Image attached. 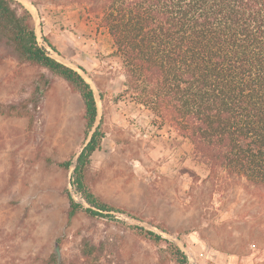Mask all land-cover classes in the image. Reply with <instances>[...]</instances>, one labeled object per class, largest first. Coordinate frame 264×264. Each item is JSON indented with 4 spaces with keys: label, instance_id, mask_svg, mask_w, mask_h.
I'll return each instance as SVG.
<instances>
[{
    "label": "rangeland",
    "instance_id": "obj_1",
    "mask_svg": "<svg viewBox=\"0 0 264 264\" xmlns=\"http://www.w3.org/2000/svg\"><path fill=\"white\" fill-rule=\"evenodd\" d=\"M18 1L37 41L93 90L105 136L90 189L111 209L68 215L69 196L88 207L69 182L91 134L79 94L0 50V264H179L173 246L186 264H264V190L211 174L188 139L132 99L109 34L82 6Z\"/></svg>",
    "mask_w": 264,
    "mask_h": 264
},
{
    "label": "trees",
    "instance_id": "obj_2",
    "mask_svg": "<svg viewBox=\"0 0 264 264\" xmlns=\"http://www.w3.org/2000/svg\"><path fill=\"white\" fill-rule=\"evenodd\" d=\"M53 2L79 4L107 31L123 63L126 92L188 139L211 174L264 190V0ZM32 19L18 0H0V50L47 69L79 94L84 134H91L74 161L70 188L88 207L69 196L68 215L110 210L90 189L91 156L105 136L95 125L93 90L37 41ZM172 248L178 263L186 264V256Z\"/></svg>",
    "mask_w": 264,
    "mask_h": 264
},
{
    "label": "crops",
    "instance_id": "obj_3",
    "mask_svg": "<svg viewBox=\"0 0 264 264\" xmlns=\"http://www.w3.org/2000/svg\"><path fill=\"white\" fill-rule=\"evenodd\" d=\"M236 262H237L236 259H233L231 264H237ZM251 262L252 260L249 258L247 259V261H243V263L241 264H252Z\"/></svg>",
    "mask_w": 264,
    "mask_h": 264
},
{
    "label": "water",
    "instance_id": "obj_4",
    "mask_svg": "<svg viewBox=\"0 0 264 264\" xmlns=\"http://www.w3.org/2000/svg\"><path fill=\"white\" fill-rule=\"evenodd\" d=\"M70 182V181H69ZM55 249H57V248H55Z\"/></svg>",
    "mask_w": 264,
    "mask_h": 264
}]
</instances>
